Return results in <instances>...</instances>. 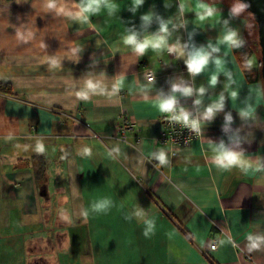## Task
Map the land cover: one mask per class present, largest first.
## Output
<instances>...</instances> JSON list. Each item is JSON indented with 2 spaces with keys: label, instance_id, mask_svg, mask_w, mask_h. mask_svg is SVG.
<instances>
[{
  "label": "crops",
  "instance_id": "1",
  "mask_svg": "<svg viewBox=\"0 0 264 264\" xmlns=\"http://www.w3.org/2000/svg\"><path fill=\"white\" fill-rule=\"evenodd\" d=\"M114 2V15L102 7L85 21L79 0H57L55 11L48 0H0V85L11 91H0V201L10 207L0 214V240L22 238L29 255L0 264H264V244L251 250L248 240L264 239V90L245 19L231 15L224 0H144L135 13L132 0ZM198 3L216 8L215 16L201 20ZM149 12L154 19L144 34L158 31L156 16L171 21L168 45L179 44L184 55L149 48L138 56L123 44L127 29L141 32L140 17ZM226 30L237 31L241 47L220 43ZM201 48L209 64L192 76L185 61ZM88 79L95 91L86 89ZM180 82L206 91L177 94L179 107L199 116L221 94L224 106L202 121L199 139L162 146L155 102ZM85 90L86 100L78 95ZM248 106L250 116L242 118ZM124 110L134 122L125 140L117 130ZM221 145L242 153L243 164L219 167ZM53 200L70 213L53 216L46 208L40 215L38 205ZM46 221L54 226L43 232ZM33 227V238L24 236Z\"/></svg>",
  "mask_w": 264,
  "mask_h": 264
},
{
  "label": "clouds",
  "instance_id": "2",
  "mask_svg": "<svg viewBox=\"0 0 264 264\" xmlns=\"http://www.w3.org/2000/svg\"><path fill=\"white\" fill-rule=\"evenodd\" d=\"M144 4V0H132V7L129 9V11L135 13L137 9ZM47 7L50 11H55L57 9V0H48ZM102 7H106L108 10L109 15H114L117 10V5L115 4L114 0H79L78 8L88 15L84 16L83 19L85 21L90 20V15H96L101 11ZM248 7L247 4L239 2V0H236V2L233 4L231 8V15L233 16H239L241 13H243L246 8ZM184 5H181V9L183 10ZM217 12V9L214 7H210L203 3L197 4V11L196 15L199 16L201 20H205L206 18L214 17ZM141 19V32H135L131 29H127V32L129 34L125 35L122 40L123 44L126 46H129L132 51L137 54L138 56H143L147 52L149 48H152L154 50L162 51L165 48L169 52L173 53H179L180 55H184V49L179 44L175 45H168V37H169V25L171 24V21H165L161 19L159 16H156L155 19L157 20L159 27L158 31L154 34L147 35L144 34L147 31L148 26L152 23L154 19V14L152 12H149L148 14H144L140 17ZM227 23V21H225ZM238 33L236 30H226L224 35L221 38L220 43L225 44L229 49H236L242 46L243 40L238 39ZM21 39H24L23 36L20 37ZM211 48V45H209ZM212 52H217L218 48H211ZM75 51H78L75 50ZM210 55L208 52H206L203 48L199 50H193L188 53L187 59L185 61L186 68L188 72L192 76H196L201 74L206 67L209 64ZM216 66L217 73L223 71V61L220 59H217L214 61ZM51 65L53 67L58 65V61L56 59H51ZM253 65V60L249 59L247 61L248 68H251ZM226 75H230L229 73H225ZM123 80L124 78L121 76L117 82H116V89L119 90L123 86ZM154 82V75L150 76L149 83ZM218 82V76L216 74H213L210 78L209 84L211 86H215ZM86 89L95 91L98 88V84L93 81L92 79L86 80ZM81 91L78 93L81 99H88L89 92ZM205 88L200 87L199 89H194L193 87L184 86L183 82L176 83L172 86L171 94H169L166 98H164L162 95L158 96L155 105L158 107L159 111L164 114H168L170 119L172 121L181 123L184 127L189 128L190 130L194 132H199L201 128L202 121L211 120L214 115L223 109L225 96L223 94L220 95L219 100L212 103L210 106H208L202 114H200L198 117H193V114L186 110L185 108H181L178 106V98L177 94H179L182 97H191L194 94L198 97H202L205 93ZM238 93L236 91L231 92V97L235 99L237 97ZM195 105L199 106L201 104V99L197 98L195 100ZM252 107L248 106L246 109L240 111V116L242 118H248L250 116ZM226 119H230V117H226ZM43 146L41 145V148ZM214 159L217 162V165L221 168H231L236 165H242L243 164V154L236 151H231L225 149L222 145L220 146L219 150L217 151L216 156ZM158 160L165 164L167 163L165 153L163 151L160 152L158 156ZM257 171H261L262 169L257 168ZM105 203H100L96 205V207L103 208L105 206ZM153 228V224L151 221L147 223V231L144 233L145 236H147L148 232L151 231ZM249 240V248L251 250H259L261 248V245L264 244V239L260 237L253 238L251 236L248 237Z\"/></svg>",
  "mask_w": 264,
  "mask_h": 264
},
{
  "label": "rangeland",
  "instance_id": "3",
  "mask_svg": "<svg viewBox=\"0 0 264 264\" xmlns=\"http://www.w3.org/2000/svg\"><path fill=\"white\" fill-rule=\"evenodd\" d=\"M225 2L229 3L230 5L233 6V4L236 2V0H224ZM246 22L247 25V31H248V35H247V39L249 44L251 45V47L254 49V51L256 52V55L259 57L258 59H260V52H259V46H258V40H257V27H256V23L254 22L251 14L249 12H247L246 10L240 14ZM260 66H258L259 68ZM260 70V69H259ZM49 167V166H48ZM55 166L52 164L49 167V173L51 176V182L54 181V173H55ZM51 169V170H50ZM52 172V173H51ZM50 193H52V195H54V191H52V189L50 190ZM40 198V197H38ZM1 200V198H0ZM39 201V200H38ZM4 203L6 204H10L9 201H4ZM53 205L51 206H41L38 205V210L39 213H41L40 215H42V213H46V208H47V213L48 214H53V216H55L58 213H61L66 211L67 213H70V207L69 206H63L60 207L57 201V204H54L55 201L53 200ZM5 207H2V202L0 201V214H2V211ZM10 209V207L7 209V205L5 208V213H7V211ZM60 215V214H59ZM3 223H0V229L2 227ZM54 224L51 223V221H46L44 223L41 224L40 229L43 230V232H48L49 229L53 228ZM32 230V234H30L29 236H27L26 230H25V234L24 236H26L27 238H33V234H34V227L31 229ZM9 232L11 230H8ZM5 232V231H3ZM3 232H0L1 234ZM41 232L40 234L43 235L44 233ZM7 245H9L10 247L8 248ZM28 249L27 247L24 245L23 243V239H19L17 237H12L9 239H3L0 240V262H4V259H7L8 261H10L11 259H14V261L16 262H22V261H26V258L29 256L27 253ZM40 254V253H37ZM24 261V262H25Z\"/></svg>",
  "mask_w": 264,
  "mask_h": 264
},
{
  "label": "built area",
  "instance_id": "4",
  "mask_svg": "<svg viewBox=\"0 0 264 264\" xmlns=\"http://www.w3.org/2000/svg\"><path fill=\"white\" fill-rule=\"evenodd\" d=\"M153 75L151 69L147 70L146 80L149 81L150 76ZM193 117H198L197 114L192 113ZM118 133L119 137L123 140L126 139L127 133L134 128V122L129 118L127 112L124 110L119 115ZM161 124V131L158 137L159 145H169L172 147H186L193 140L199 139L202 135V124L199 132H194L187 127H184L181 123L172 121L168 114L161 113L159 116ZM210 249L216 247L215 242L210 244Z\"/></svg>",
  "mask_w": 264,
  "mask_h": 264
},
{
  "label": "water",
  "instance_id": "5",
  "mask_svg": "<svg viewBox=\"0 0 264 264\" xmlns=\"http://www.w3.org/2000/svg\"><path fill=\"white\" fill-rule=\"evenodd\" d=\"M248 5L249 12L256 23L257 40L260 52V78L264 90V0H239Z\"/></svg>",
  "mask_w": 264,
  "mask_h": 264
},
{
  "label": "trees",
  "instance_id": "6",
  "mask_svg": "<svg viewBox=\"0 0 264 264\" xmlns=\"http://www.w3.org/2000/svg\"><path fill=\"white\" fill-rule=\"evenodd\" d=\"M6 1H9V0H6ZM247 54H248V51L246 50ZM248 55L244 56L245 58L247 57ZM259 66H260V59H259ZM260 69V67H259ZM0 91L2 92H5V93H9L11 92L10 91V88L7 86V85H0Z\"/></svg>",
  "mask_w": 264,
  "mask_h": 264
}]
</instances>
